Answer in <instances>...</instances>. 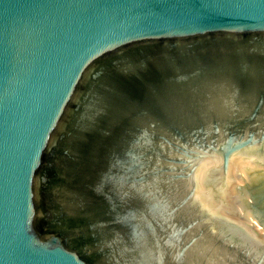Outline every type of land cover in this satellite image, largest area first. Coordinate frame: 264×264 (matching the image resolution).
Segmentation results:
<instances>
[{
	"label": "water",
	"instance_id": "obj_1",
	"mask_svg": "<svg viewBox=\"0 0 264 264\" xmlns=\"http://www.w3.org/2000/svg\"><path fill=\"white\" fill-rule=\"evenodd\" d=\"M0 264H264V0H0Z\"/></svg>",
	"mask_w": 264,
	"mask_h": 264
}]
</instances>
